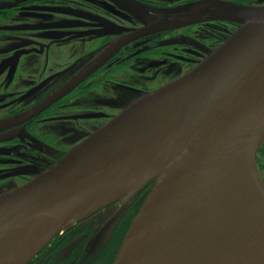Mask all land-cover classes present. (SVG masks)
Wrapping results in <instances>:
<instances>
[{"label": "water", "instance_id": "1", "mask_svg": "<svg viewBox=\"0 0 264 264\" xmlns=\"http://www.w3.org/2000/svg\"><path fill=\"white\" fill-rule=\"evenodd\" d=\"M212 5L130 11L165 29L208 19ZM226 6L220 16L241 27L219 48L0 196V264L31 260L71 219L114 205L108 234L149 187L113 264H264V7ZM250 184L263 198L252 208Z\"/></svg>", "mask_w": 264, "mask_h": 264}, {"label": "flooded vegetation", "instance_id": "2", "mask_svg": "<svg viewBox=\"0 0 264 264\" xmlns=\"http://www.w3.org/2000/svg\"><path fill=\"white\" fill-rule=\"evenodd\" d=\"M209 1L208 19L181 27L157 29L130 11ZM225 4L264 0H0V196L219 48L241 27L220 16ZM256 161L264 183V143ZM149 190L108 234L114 205L64 226L27 264H113Z\"/></svg>", "mask_w": 264, "mask_h": 264}, {"label": "bare ground", "instance_id": "3", "mask_svg": "<svg viewBox=\"0 0 264 264\" xmlns=\"http://www.w3.org/2000/svg\"><path fill=\"white\" fill-rule=\"evenodd\" d=\"M244 201H245L246 206H248L249 208L257 206L263 201L261 194L258 192L254 184H250L249 187L247 188L245 192V196H244ZM82 216L83 215H79L71 219L67 225L69 226L74 225L77 221H79V219ZM30 257H32V255L27 256L23 264H27L30 261Z\"/></svg>", "mask_w": 264, "mask_h": 264}]
</instances>
